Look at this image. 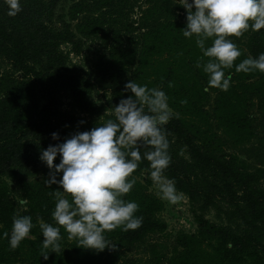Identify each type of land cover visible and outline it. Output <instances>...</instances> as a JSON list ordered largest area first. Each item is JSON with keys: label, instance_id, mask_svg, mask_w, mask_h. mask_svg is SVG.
<instances>
[{"label": "trees", "instance_id": "trees-1", "mask_svg": "<svg viewBox=\"0 0 264 264\" xmlns=\"http://www.w3.org/2000/svg\"><path fill=\"white\" fill-rule=\"evenodd\" d=\"M61 1L20 0L21 10L8 15L0 0V58L9 65L0 62V264H264V166L228 150L264 162V72L235 70L247 56L264 52V28L230 37L241 56L224 69L231 74L228 90L209 88L210 101L207 74L196 67L203 54L195 37L182 35L186 13L178 0H70L69 20L58 12ZM88 41L98 42L93 67H69L61 45L79 54ZM129 80L162 88L179 114L165 125L172 158L165 175L188 197L197 229L179 233L170 250L150 239L167 223L158 216L164 204L150 192L149 179H138L149 164L142 158L132 173L136 183L123 197L138 203L140 227L106 232L115 248L97 251L77 246L61 226V251L42 252L37 218L55 223L49 193L62 187L43 183L50 170L41 150L99 125L63 109L62 94L69 92L83 112L113 111L131 95ZM95 87L110 93L101 104L89 97ZM18 196L28 197L26 208L17 205ZM211 208L226 222L208 219ZM16 214L30 215L34 227L13 249L3 233L11 232Z\"/></svg>", "mask_w": 264, "mask_h": 264}, {"label": "clouds", "instance_id": "clouds-1", "mask_svg": "<svg viewBox=\"0 0 264 264\" xmlns=\"http://www.w3.org/2000/svg\"><path fill=\"white\" fill-rule=\"evenodd\" d=\"M5 2L8 15H16L21 10L20 0ZM176 4L186 9L182 35L195 37L196 46L203 54L197 59L196 67H202L207 74L204 90L216 87L227 91L231 74L226 75L224 69L233 67L241 56V50L230 37H240L249 29L264 28V0H178ZM235 70L264 72V52L247 56L235 65ZM125 90L131 95L115 104L114 119H107L90 130L77 131L63 142L49 144L41 150L40 160L50 170L43 183L62 187L49 193L55 200L51 213L55 223L37 218L43 236L42 252L61 251V226L69 240H76L77 246L97 251L115 248L106 238V232L140 227L143 217L136 215L138 203L123 197L136 183L132 173L142 158L149 162L146 171L156 195L169 202L178 199L174 178L165 175L172 159L165 125L179 114L170 107L169 97L160 87L150 88L129 80ZM51 136L53 140L60 139L57 132ZM58 155L59 163H55ZM15 199L22 208L29 203L28 197ZM33 227L30 215L16 214L11 232L3 235L15 249ZM42 256L47 259L48 253Z\"/></svg>", "mask_w": 264, "mask_h": 264}, {"label": "rangeland", "instance_id": "rangeland-1", "mask_svg": "<svg viewBox=\"0 0 264 264\" xmlns=\"http://www.w3.org/2000/svg\"><path fill=\"white\" fill-rule=\"evenodd\" d=\"M70 5V0H63L60 2L58 6V12L59 13H64L66 15V19L69 20L68 18V7ZM182 13H186V9L183 7ZM97 47H98V42L96 41H88L82 51L79 54H74L71 51L70 45L69 44H62L61 49L64 52H67L69 54V60H68V66L69 67H75V68H83V69H91L93 67L94 61L97 59ZM0 62L2 64V67H8L9 65L0 58ZM211 93L210 96V101L213 100L214 98V92H212L210 89L208 90ZM110 96L109 91L105 90H100L97 89L96 87L93 88L89 94V97L95 101L97 104H101L104 101L108 99ZM171 107V106H170ZM62 108L68 111H72L75 114H77L80 117H84L87 122H95L98 124H101L105 122L108 118L107 115L113 114L112 110H107V111H102L97 114H91V113H86L72 104V98L69 94V92H64L62 94ZM173 109V107H171ZM210 106H207L206 109L211 111ZM175 112V109H173ZM114 115V114H113ZM229 151H236L240 153V156L242 158L247 159L250 161V163L253 166L256 165H262L264 166V162H255L254 160H250V158L246 157L244 154H241V152L237 149L234 148H228ZM146 178L149 179L148 183V188L150 192L156 195V189L153 186L152 180L149 178L147 175V172H144L142 175L138 176V179L141 181L145 182ZM8 182L13 186L14 182L11 179H7ZM178 191V190H177ZM179 197L175 202H169L167 200L159 198L162 200L164 204V208L159 212L158 216L160 219H163L167 223V230L162 233V234H155L150 236V239H154V241H157L164 245V247L167 250H170L175 243V238L176 236L181 233V232H194L197 229V223L194 219L193 213H192V208L190 201L188 197L183 193L178 191ZM206 217L214 222L217 223H225V219L223 217L219 216L217 211L215 209H210L206 213ZM18 264V263H17Z\"/></svg>", "mask_w": 264, "mask_h": 264}]
</instances>
